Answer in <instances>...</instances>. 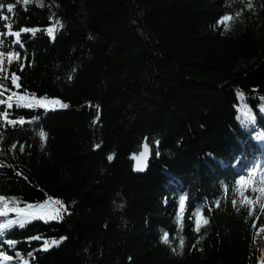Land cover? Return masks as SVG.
Segmentation results:
<instances>
[{
  "label": "trees",
  "instance_id": "obj_1",
  "mask_svg": "<svg viewBox=\"0 0 264 264\" xmlns=\"http://www.w3.org/2000/svg\"><path fill=\"white\" fill-rule=\"evenodd\" d=\"M261 188L264 0H0V264H264Z\"/></svg>",
  "mask_w": 264,
  "mask_h": 264
},
{
  "label": "snow or ice",
  "instance_id": "obj_2",
  "mask_svg": "<svg viewBox=\"0 0 264 264\" xmlns=\"http://www.w3.org/2000/svg\"><path fill=\"white\" fill-rule=\"evenodd\" d=\"M27 2H28V0H25V3H27ZM250 6L251 5H249V7ZM7 10H8L9 13H11L13 9H12L11 6H9ZM230 19H231L230 17H227V16L224 17L225 21H228ZM23 31H35V30L25 29ZM48 31H49V34L51 35L52 34V29H49ZM15 35L17 37H19L20 33H15ZM9 99H11V97H9ZM26 99L27 98L24 97V96H18L17 97L18 103L26 101ZM34 103H35V105H38V106H46V102H44V101L37 100ZM50 103L57 104L59 102L58 101H51ZM24 106L31 108V107L34 106V104L33 103H25ZM60 107L61 108H67L68 105L60 104ZM12 123H15V122H12ZM20 123H23V121H20ZM40 135L43 138L45 136V133L41 132ZM21 150H23V149H21ZM112 158H113L112 156L108 157L109 160H111ZM241 183L242 184L244 183L243 178H241ZM259 191H261V193L264 194V188L259 189ZM241 195H243V192H241ZM57 203H59V202H57ZM183 203H184V201H183V199H181V206H183ZM249 203H251V202L249 201ZM31 207H33V206H27V208H31ZM37 207H44V206L41 205V206H37ZM61 207H62V205H61ZM262 208H264V205H262ZM7 211H16L17 213H19V218L17 220H9V221H7L5 223H0V234L3 233V230L10 228L14 223L15 224H19L21 227H23L24 224L28 221L29 218H31V219H45V222H47V219H53V220L57 219V218H61L62 219V216H60V214H59V210H57L55 215H51V216H48L47 218H45L43 216H35L32 213L27 212L26 210H21L19 208L8 209L7 208V203L5 202L4 207L0 208V215H6ZM197 230H199V228H197ZM35 239H39V237H36ZM61 239H63V238H61ZM163 241L165 243H168V234L167 233H164ZM8 243L9 244H14L13 241H9ZM57 243H59V241H55V240L45 241L44 248L47 249L48 247H51L53 244H57ZM182 244H183V241L181 240V245ZM0 257H3V259H5V260L10 259L9 257L4 256V254L2 252H0Z\"/></svg>",
  "mask_w": 264,
  "mask_h": 264
},
{
  "label": "water",
  "instance_id": "obj_3",
  "mask_svg": "<svg viewBox=\"0 0 264 264\" xmlns=\"http://www.w3.org/2000/svg\"><path fill=\"white\" fill-rule=\"evenodd\" d=\"M151 157V147L145 143L138 153H133L130 160L133 162V169L136 173H144L149 167V160Z\"/></svg>",
  "mask_w": 264,
  "mask_h": 264
},
{
  "label": "rangeland",
  "instance_id": "obj_4",
  "mask_svg": "<svg viewBox=\"0 0 264 264\" xmlns=\"http://www.w3.org/2000/svg\"><path fill=\"white\" fill-rule=\"evenodd\" d=\"M261 230H263V227H261V228L258 230L257 235H256V240H257V243H258V245H259V247H260L261 253L264 255V237L261 238V237L259 236V232H260Z\"/></svg>",
  "mask_w": 264,
  "mask_h": 264
},
{
  "label": "bare ground",
  "instance_id": "obj_5",
  "mask_svg": "<svg viewBox=\"0 0 264 264\" xmlns=\"http://www.w3.org/2000/svg\"><path fill=\"white\" fill-rule=\"evenodd\" d=\"M259 236H260L261 238L264 237V226H263V230H261V231L259 232Z\"/></svg>",
  "mask_w": 264,
  "mask_h": 264
}]
</instances>
